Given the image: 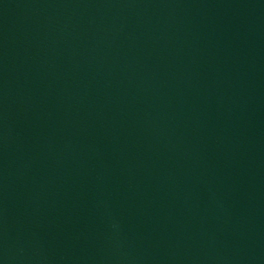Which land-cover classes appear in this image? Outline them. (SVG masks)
Segmentation results:
<instances>
[{
    "label": "water",
    "instance_id": "1",
    "mask_svg": "<svg viewBox=\"0 0 264 264\" xmlns=\"http://www.w3.org/2000/svg\"><path fill=\"white\" fill-rule=\"evenodd\" d=\"M0 264H264V0H0Z\"/></svg>",
    "mask_w": 264,
    "mask_h": 264
}]
</instances>
